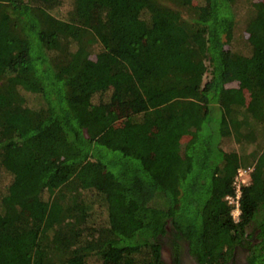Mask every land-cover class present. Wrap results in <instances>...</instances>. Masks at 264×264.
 Instances as JSON below:
<instances>
[{
    "label": "trees",
    "instance_id": "trees-1",
    "mask_svg": "<svg viewBox=\"0 0 264 264\" xmlns=\"http://www.w3.org/2000/svg\"><path fill=\"white\" fill-rule=\"evenodd\" d=\"M67 1L0 0V264H160L163 238L264 264V0L247 53L225 47L238 0ZM108 107L132 113L98 126Z\"/></svg>",
    "mask_w": 264,
    "mask_h": 264
},
{
    "label": "rangeland",
    "instance_id": "rangeland-1",
    "mask_svg": "<svg viewBox=\"0 0 264 264\" xmlns=\"http://www.w3.org/2000/svg\"><path fill=\"white\" fill-rule=\"evenodd\" d=\"M195 1V0H194ZM255 1V0H254ZM257 1V0H256ZM249 0H238L237 2V9H238V14L236 16V28L234 29V33H233V39L230 41H228V39H225L226 48H231L240 52H244L247 53L249 50V47L247 45V43L245 42V33L242 29V21H243V17L244 15H247L249 12ZM71 8L70 3L67 0H61L60 5L54 9L52 11V14L54 16H56L57 18H62L64 19L67 15V11ZM98 45L94 46V50L92 53V58L94 57V53L98 50ZM207 79V74L204 75L203 77V81H205ZM235 85V83H231L229 84V86H233ZM109 93H106L102 99H106ZM98 97H93L92 101L93 103H95L96 101L98 102L99 100H102ZM27 104L29 105H36V101L34 100L33 97H27ZM126 111V110H125ZM124 111V108H118V107H108V108H101L99 109V111L97 112V118L96 121L99 124L98 126H102L105 127L107 125L110 124H118V123H124L126 122L127 118L123 115L125 114H129L132 113L131 111L127 110L128 112L126 113ZM125 113V114H124ZM95 121V122H96ZM193 129V123H190L189 126V132H191ZM189 134H184L181 137V142H185L186 139H188ZM223 147L227 150L229 149H235V150H240L241 146H239L238 144L233 143L231 140L226 139L223 142ZM243 147V146H242ZM245 148V146L243 147ZM247 148V149H246ZM246 151L249 152L251 150V147H246ZM243 149V150H245ZM10 180V177L4 173L0 172V191H2L5 186L8 184ZM86 194V193H85Z\"/></svg>",
    "mask_w": 264,
    "mask_h": 264
},
{
    "label": "flooded vegetation",
    "instance_id": "flooded-vegetation-1",
    "mask_svg": "<svg viewBox=\"0 0 264 264\" xmlns=\"http://www.w3.org/2000/svg\"><path fill=\"white\" fill-rule=\"evenodd\" d=\"M180 247L179 253L176 255L171 241L168 242L163 238L160 264H200L189 254L185 243L180 242ZM224 264H247L246 253L242 250V247H235L231 257Z\"/></svg>",
    "mask_w": 264,
    "mask_h": 264
},
{
    "label": "built area",
    "instance_id": "built-area-1",
    "mask_svg": "<svg viewBox=\"0 0 264 264\" xmlns=\"http://www.w3.org/2000/svg\"><path fill=\"white\" fill-rule=\"evenodd\" d=\"M252 171L253 165L238 167L232 181L234 193L225 197L226 201L231 206V216L235 222L239 220L241 212L239 202L241 189L249 183Z\"/></svg>",
    "mask_w": 264,
    "mask_h": 264
}]
</instances>
